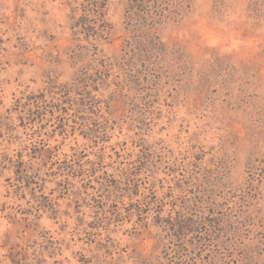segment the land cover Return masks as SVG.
Returning a JSON list of instances; mask_svg holds the SVG:
<instances>
[{"label":"rangeland","instance_id":"374dc122","mask_svg":"<svg viewBox=\"0 0 264 264\" xmlns=\"http://www.w3.org/2000/svg\"><path fill=\"white\" fill-rule=\"evenodd\" d=\"M85 3L0 0V264H264V0Z\"/></svg>","mask_w":264,"mask_h":264},{"label":"clouds","instance_id":"9594fccd","mask_svg":"<svg viewBox=\"0 0 264 264\" xmlns=\"http://www.w3.org/2000/svg\"><path fill=\"white\" fill-rule=\"evenodd\" d=\"M4 59H7V57H4ZM18 71L19 70L14 65L10 67L7 64H5L2 69H0V100L3 101V104L0 105V113H3L5 115H7L8 110L12 107L14 100L20 97L23 88L27 86L28 83L26 77L23 75H19ZM13 93H15V96L12 95ZM15 115L16 114L12 115L13 123L15 122ZM9 135L13 136L14 138V136L19 135V133H10ZM32 142L34 141L29 138H22L20 141H14V143L12 144V148L16 151H19L27 144H30ZM9 154L15 157V151H11ZM0 167H3V165L0 164ZM11 175L12 173L10 171H5L3 173L4 178H7ZM0 185H3V188H0V193H2L4 189L7 188V185H4L3 178H0ZM11 200L12 198L5 200L4 196L0 195V204H11ZM10 213H14V208L9 207V212L5 213V215H9ZM0 220H2L4 225L7 226L0 229V240H2L5 236V233L10 229L11 226L8 225L7 220H4L3 217H0Z\"/></svg>","mask_w":264,"mask_h":264},{"label":"trees","instance_id":"16d2710c","mask_svg":"<svg viewBox=\"0 0 264 264\" xmlns=\"http://www.w3.org/2000/svg\"><path fill=\"white\" fill-rule=\"evenodd\" d=\"M85 4L82 7V15L80 17L82 28L87 34H97V30L94 29V21L99 20V18L104 16L103 8L105 6V0H85ZM103 24L105 22H102ZM91 34V35H92ZM55 90V91H54ZM70 88L65 87V85L58 86L56 89L47 91L50 94L48 97L44 92L38 94H29L25 96L24 103L20 106L26 111H29L33 117L36 119L44 118L46 113L52 112L55 109L53 101L54 95L60 93L68 94ZM51 110V111H49Z\"/></svg>","mask_w":264,"mask_h":264}]
</instances>
